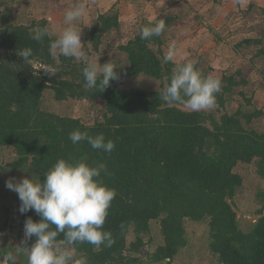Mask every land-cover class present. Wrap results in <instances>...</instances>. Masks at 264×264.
Instances as JSON below:
<instances>
[{"label":"trees","instance_id":"1","mask_svg":"<svg viewBox=\"0 0 264 264\" xmlns=\"http://www.w3.org/2000/svg\"><path fill=\"white\" fill-rule=\"evenodd\" d=\"M10 15L0 14V148L10 147L14 155L6 165L5 181L12 173L28 178L35 173L43 179L61 158L75 160L86 155L90 164L104 163L110 173H102L104 183L114 187L117 195L103 228L112 233L115 242L111 247L100 248L86 243L77 245L89 264H145L147 259L160 263L165 257L173 263L187 244L184 222L188 219L207 222L208 250L221 264H264V192L256 196L259 217L249 230L241 227L233 203L243 186V178L234 171L239 163H255L258 175L264 179V133L246 128L263 117L264 111L247 112L240 107L216 120L206 112L163 101L166 72L172 74L178 64H166L163 59L167 54L164 36L174 21L172 17L164 19L166 31L160 36L143 40L139 32L118 48L127 55L128 62L118 67L119 79L102 92L99 87H85V65L72 57L54 56L50 43L55 38L50 34L41 41L32 39V30L47 27L46 20L15 25ZM121 16L123 12L113 6L98 17L89 39L95 52L107 33L119 29ZM261 45L259 40H244L234 50ZM29 47L34 63L26 65L17 52ZM257 57L264 58L263 47L252 60ZM34 64L55 72H37ZM196 67L199 69L198 63ZM142 75L157 80L161 90L121 87L126 80ZM221 81L222 90L216 97V105L221 108L236 88L248 85L241 70L223 75ZM48 90L53 91L57 102L102 101L103 120L90 126L79 118L43 110ZM240 95L246 105H252L244 91ZM208 121L211 125H207ZM77 129L92 136L103 133L116 147L107 154L93 150L86 141L74 145L69 134ZM20 204L16 207L21 228L17 236L24 240L25 220L40 218L34 211L21 214ZM7 212L6 209L5 215ZM154 221L160 222L164 244L151 253L145 237ZM131 232L135 241L128 244ZM34 241L32 237L28 246Z\"/></svg>","mask_w":264,"mask_h":264},{"label":"rangeland","instance_id":"2","mask_svg":"<svg viewBox=\"0 0 264 264\" xmlns=\"http://www.w3.org/2000/svg\"><path fill=\"white\" fill-rule=\"evenodd\" d=\"M200 1L202 2L200 3L202 4L201 8H199L196 0H0L2 2L0 4V14L10 12V20L15 25H30L34 20H46L50 36L57 39L65 27V10L74 4L84 3L87 9L86 13L77 23L83 29L81 39L82 43L85 44L84 48L88 57L101 65L112 60L119 67L126 65L128 61L127 55L118 48L135 38L139 34L141 27L146 26L150 22L160 19L164 20L168 17L174 19L172 25H174L173 30L176 32L175 35L179 42L178 44L176 43L177 47L183 42L186 44L184 51L191 44L199 48L198 45H201L206 37L214 38L220 35L224 41H229L232 37L233 39H238L235 38V35L241 31L234 30L235 28H231L228 23L234 25L235 21L239 20L243 11L241 7L240 9L236 8L234 4H228L229 2L222 3L223 0ZM203 5L206 6L205 9H203ZM113 6H115V10H120L124 13L119 20L120 27L116 31L113 30L107 33L102 39L99 51L95 52L93 44L89 40L91 29L96 25L98 17L107 13ZM249 10L251 11L252 8ZM238 12L241 14H238ZM167 42L164 43L165 53L170 44L169 41ZM232 42L235 43V40H232ZM196 47L194 49H197ZM53 54L57 59L60 56L58 52L53 51ZM75 61L85 65L82 60L75 59ZM251 62L253 63V60ZM218 63L219 61L217 60L215 64ZM208 66H213L216 70L220 69V65L216 66L213 63H207L202 66V70L209 71ZM237 67L238 65L234 69ZM34 69L37 72L48 71V68L38 64H34ZM233 70L227 67L225 70H219V74L222 78L223 75H231ZM50 71L52 73L55 72L54 70ZM121 87L127 90H161V84L157 80L145 78L143 75L126 80ZM242 88H236L228 95L225 107L221 108L215 105L212 109L202 111L212 115L216 120H219L225 113H234L240 107L247 112H253L254 109L263 111V101L257 102L258 107L253 103L251 106L245 104L243 97L240 95V92L244 91ZM247 98H251V101H253L254 95H248ZM254 105L257 108H252ZM179 106L183 108L182 105ZM42 109L60 116L79 118L85 124L92 126L97 121L103 120L105 104L99 100L57 102L53 91L48 90L43 98ZM207 125H211V122L208 121ZM246 128L264 133V116L254 120ZM13 159L12 148H0V230H2L0 232V254H6V252L11 251L17 258L15 264H27V256L24 253L17 255L15 251L16 246H23L21 245L22 240L17 236V233L21 230L16 214V207L20 200L17 193L7 189L5 186L6 165L12 162ZM234 171L243 178V186L233 202L234 208L240 219L241 227L249 230L252 223L259 217L256 211L260 208V205L256 196L258 193L264 192V179L258 175L255 163H239ZM11 177L23 178L18 173H12ZM6 209L8 212L5 215ZM13 218L16 219L13 220ZM5 225L6 229L3 230ZM10 227L14 228L13 231L9 229ZM184 227L187 244L179 252L172 264H221L219 258L213 256L208 250L209 228L207 222H194L188 219L184 222ZM127 241L128 244L135 241L133 232L130 233ZM145 241H149L151 253L164 244L160 222H152L151 232L145 237ZM130 255L135 256L136 254L131 253ZM148 261L147 259L145 264H160Z\"/></svg>","mask_w":264,"mask_h":264},{"label":"clouds","instance_id":"3","mask_svg":"<svg viewBox=\"0 0 264 264\" xmlns=\"http://www.w3.org/2000/svg\"><path fill=\"white\" fill-rule=\"evenodd\" d=\"M86 10L84 3L74 4L65 10V27L59 37L50 43V49L64 57L84 61L86 66L82 74L85 87H99L103 92L110 82L119 79L120 69L112 60L101 65L88 57L81 39L83 29L77 23ZM165 31L166 22L160 19L153 25L141 27L140 38L149 40ZM32 32V39L36 41L49 34L47 27H36ZM177 52L176 42H170L164 63L173 62ZM17 55L26 65L34 63L30 47L19 50ZM47 72L50 73V70ZM164 81L163 101L166 104H183L194 112L214 108L217 94L222 90L221 79L213 74L203 75L195 61L176 64L172 74L165 76ZM69 139L74 145L86 141L93 150L107 154H111L116 147L115 142L106 139L103 133L92 136L77 129L69 134ZM102 173L110 174L107 166L104 163L90 164L84 155L75 160L58 159L43 179L33 173L31 178L10 177L6 180V188L18 194L21 202L19 212L34 211L40 218L38 221L31 217L25 220L23 246L15 247L16 254L24 253L27 264H89L88 257L78 252L77 245L86 243L95 248L102 245L111 247L115 242L112 233L104 230L103 226L117 192L104 183ZM32 237L35 241L28 246ZM0 264H15L13 253L0 254ZM160 264H172V260L165 257Z\"/></svg>","mask_w":264,"mask_h":264},{"label":"crops","instance_id":"4","mask_svg":"<svg viewBox=\"0 0 264 264\" xmlns=\"http://www.w3.org/2000/svg\"><path fill=\"white\" fill-rule=\"evenodd\" d=\"M199 1V2H198ZM233 5L236 8L241 7L242 16L239 17V20H236L234 25L228 23L231 28L234 30L241 31L236 33L235 38L230 39L229 41L222 40L220 35L216 37H206L203 39V43L198 45L197 48L195 45L191 44L190 47H187L185 50L186 44L183 42L178 45L177 55L173 62L182 64L188 61H195L199 64V69L204 75L213 74L216 77L221 78L219 70H225L227 67H230L231 70L235 68L232 73L241 70L246 79L248 80V85L243 87L242 90L248 95L253 94L254 98L252 103L257 106V102H264V58L257 57L251 62L252 56L256 53L258 49L264 48V0H223L222 3H227ZM199 8H201L200 0H196ZM207 3V2H205ZM205 9L206 6H202ZM210 7V6H208ZM211 8V7H210ZM252 10L250 11L249 9ZM249 10V11H248ZM124 14V13H123ZM238 14H241L238 12ZM260 15V16H259ZM177 19V18H176ZM240 22V23H239ZM174 25H171L167 30L164 36V43L169 41H176V32L173 30ZM224 36V35H223ZM259 40L261 41V46H251V47H242L240 52L234 50V45L244 41V40ZM166 40V41H165ZM235 40V43L232 42ZM168 43V42H167ZM179 43L178 40L176 42ZM203 44V46H202ZM202 46V47H201ZM197 49H194V48ZM168 51V47H167ZM167 53V52H166ZM205 57V59H204ZM254 57V56H253ZM206 60V62H205ZM219 61L218 64H215L216 61ZM207 63H213L214 65H220V69L216 70L213 66H208L209 71L202 70V66ZM215 68V69H214ZM225 68V69H221ZM236 70V71H235ZM251 97V96H250ZM252 108H257L256 106ZM264 111V103L262 104Z\"/></svg>","mask_w":264,"mask_h":264},{"label":"water","instance_id":"5","mask_svg":"<svg viewBox=\"0 0 264 264\" xmlns=\"http://www.w3.org/2000/svg\"><path fill=\"white\" fill-rule=\"evenodd\" d=\"M171 75V73H170V71H167L166 72V76H170ZM166 82V81H165Z\"/></svg>","mask_w":264,"mask_h":264},{"label":"flooded vegetation","instance_id":"6","mask_svg":"<svg viewBox=\"0 0 264 264\" xmlns=\"http://www.w3.org/2000/svg\"><path fill=\"white\" fill-rule=\"evenodd\" d=\"M7 253V252H6ZM5 254V253H4ZM17 262V258H16V256H15V263Z\"/></svg>","mask_w":264,"mask_h":264}]
</instances>
